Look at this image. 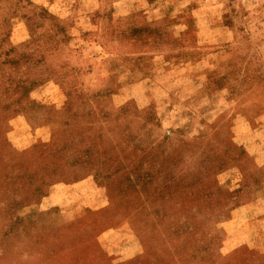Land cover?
<instances>
[{
	"label": "rangeland",
	"instance_id": "obj_1",
	"mask_svg": "<svg viewBox=\"0 0 264 264\" xmlns=\"http://www.w3.org/2000/svg\"><path fill=\"white\" fill-rule=\"evenodd\" d=\"M0 264H264V0H0Z\"/></svg>",
	"mask_w": 264,
	"mask_h": 264
},
{
	"label": "trees",
	"instance_id": "obj_2",
	"mask_svg": "<svg viewBox=\"0 0 264 264\" xmlns=\"http://www.w3.org/2000/svg\"><path fill=\"white\" fill-rule=\"evenodd\" d=\"M147 176H150V175H148V174H146ZM143 178H145V177H143Z\"/></svg>",
	"mask_w": 264,
	"mask_h": 264
}]
</instances>
